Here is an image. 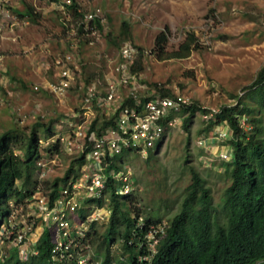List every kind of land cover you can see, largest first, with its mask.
I'll return each mask as SVG.
<instances>
[{
  "label": "rangeland",
  "instance_id": "rangeland-1",
  "mask_svg": "<svg viewBox=\"0 0 264 264\" xmlns=\"http://www.w3.org/2000/svg\"><path fill=\"white\" fill-rule=\"evenodd\" d=\"M10 1L14 14L17 15L16 10L24 9L25 3L37 9L38 17L36 21L18 17L19 20L14 22L5 20L0 14V53L3 55L0 94L4 99V104L0 106V134L14 127H19L25 134L38 127L40 134H46V126L57 114H64L81 103L83 92L73 88L59 107L49 92H36L32 87L41 81L36 79L37 75L53 81L55 69L50 65L52 59L54 55L64 54L70 49L74 35L68 33L62 15L56 9L58 0ZM76 1L84 12L100 6L103 17L100 42L91 45L87 38H83L85 42L79 44L78 55L83 63L81 80L84 82L97 77L103 80L104 74L118 59L120 46L125 41H131L147 51L142 55L140 72L148 92L157 91L158 84L161 88L185 93L202 108L219 110L223 106L237 104L241 98L254 103L246 96L264 65V0ZM69 23L74 22L71 20ZM163 31L168 39L164 58L153 51L157 36ZM189 33L197 39L191 53L186 57H168ZM31 63L35 70L24 81L26 86L15 82L19 80L16 69ZM38 104L40 106L37 107ZM19 108L27 114L22 124L17 120ZM189 114L185 116L181 129L175 128L163 141L156 140L148 157L130 149L120 156L124 162L133 165L142 187L132 200L137 202V198L141 199L146 208L154 211L155 220L162 217L168 222L179 212L186 188L192 181L191 166H195L206 178L219 210L224 192L230 185L225 172L226 161L223 163L213 153L210 165L201 159L207 160L206 156L201 157L203 150L197 144L207 123L203 118V109L196 111L187 127L185 123ZM243 122L249 129L245 116ZM210 131L213 135L215 128L212 126ZM62 162L63 165L55 166L50 172L51 180L64 175L71 158L63 155ZM65 183L66 180H63L61 185ZM128 201L129 204L132 202ZM128 201L123 197L125 208ZM6 211L3 205L0 219ZM109 223L97 225L93 236L94 249L104 257L109 248L114 250L112 237H118V231L105 236ZM119 228L122 229L123 224ZM114 251L118 255L121 250Z\"/></svg>",
  "mask_w": 264,
  "mask_h": 264
},
{
  "label": "built area",
  "instance_id": "built-area-1",
  "mask_svg": "<svg viewBox=\"0 0 264 264\" xmlns=\"http://www.w3.org/2000/svg\"><path fill=\"white\" fill-rule=\"evenodd\" d=\"M10 3V0H0V14L5 20L17 22L21 16L17 10V15L14 14ZM72 3L73 0L55 3L68 33L74 35L70 49L54 55L50 64L56 70L57 78L46 84L35 83L32 88L36 92H49L58 106H62L73 88H79L83 92L81 103L64 114H57L46 126L50 128L49 132L39 137L34 174L37 184L31 189L24 188L20 198L7 200V212L0 219V264L12 256L26 261L38 254L46 233L51 244L49 260L53 264H104L106 257L94 249L93 236L96 226L108 224L113 216V195L130 199L133 210L139 209L130 237H117L111 241L113 249L123 251L122 244L136 242L140 250L138 260L151 262L168 222L147 221L150 208H146L139 198L137 202L131 200L142 187L133 165L124 162L120 156L130 149L148 157L156 140L163 141L175 128L184 126L185 116L189 113L185 110L195 101L179 91L174 94L148 92L149 88L141 81V72L133 69L139 56L147 51L131 41L120 46L118 59L104 74L103 80L99 77L81 80L83 63L78 55L79 44L83 38L91 45L100 42V27L96 20L102 24V8L96 6L84 12L80 7L84 17L74 21L69 9ZM71 20L74 23H69ZM81 26L82 32L79 31ZM2 61L0 53V63ZM3 104L0 94V106ZM203 109V118L207 122L215 119L219 112L217 108ZM17 114L19 123H24L27 114L20 108ZM105 116L112 121L106 126ZM95 120L96 127L93 128ZM230 138L231 130L226 124L217 125L213 135H200L197 144L206 151L202 157H207L202 161L206 165L212 163L209 153L215 144H221V150L214 155L222 162L229 160L232 148L228 145L223 149L222 146ZM63 155L76 163L66 177L69 163L64 175L60 176L66 178V183L62 186L63 180L60 181L57 193L52 196V188H48L45 181L50 179L55 166L63 165ZM110 250L111 255H115V251ZM121 251L118 252L121 262L113 259L108 264H126L127 257L121 255Z\"/></svg>",
  "mask_w": 264,
  "mask_h": 264
},
{
  "label": "trees",
  "instance_id": "trees-1",
  "mask_svg": "<svg viewBox=\"0 0 264 264\" xmlns=\"http://www.w3.org/2000/svg\"><path fill=\"white\" fill-rule=\"evenodd\" d=\"M24 6V9L17 10L19 15L36 21L38 17L36 8L32 4L24 3ZM69 9L75 20L83 19L84 12L80 10L76 0H73ZM96 23L102 28L100 20L97 19ZM79 31H83V26ZM167 40V34L163 31L155 42L153 51L162 58L167 53ZM196 41L195 35L189 33L179 48L168 57L188 56L195 48ZM83 42L85 40H81V44ZM139 47L144 50L143 47ZM142 55L133 65L136 72L142 69ZM156 86L159 94H174L168 88H161L158 84ZM246 97L253 99L254 103L246 102L241 98L235 105L223 106L215 119L207 122L202 129L203 134H210L209 130L212 126L215 128L225 123L231 130V138L227 143L232 148V156L229 160H225L228 163L225 172L230 185L224 192L221 210L213 201L206 178L195 166H191L192 181L186 188L181 208L168 220L165 234L161 237L158 251L152 261L138 260L140 250L135 242L122 244L121 255L127 257L126 262L130 264H264V65ZM198 109L203 108L194 102L185 110L190 113L185 123L187 127ZM243 116L248 121L249 129L244 125ZM96 122L97 120L94 121L93 128L96 127ZM103 122L106 126L112 121L105 116ZM45 129V133L50 130V128ZM22 134L25 132L19 127L0 134V210L3 205L7 208V200L10 197L20 198L24 188L31 189L30 187L37 184L34 174L37 168L38 140L42 134L38 127L25 134L23 139H21ZM20 142L21 144L16 147ZM75 163L76 160L71 162L66 177L74 170ZM62 180L66 178L58 177L45 181L47 187L52 188V196L57 193ZM112 206L113 216L108 226V233L104 235L118 231V237L124 236L128 239L136 226L139 209L133 210V206L129 203L125 208L123 197L116 195L112 196ZM161 220L162 217L155 220L154 211L148 210L147 221ZM120 224H123L122 229L119 228ZM48 238L49 235L47 237V233L44 234L39 244L40 252L32 255L28 260L22 261L12 256L4 264H53L49 260L51 244ZM116 238L114 235L111 241ZM113 259L121 262L118 255H111L109 248L104 264H108Z\"/></svg>",
  "mask_w": 264,
  "mask_h": 264
},
{
  "label": "crops",
  "instance_id": "crops-1",
  "mask_svg": "<svg viewBox=\"0 0 264 264\" xmlns=\"http://www.w3.org/2000/svg\"><path fill=\"white\" fill-rule=\"evenodd\" d=\"M24 8H25V6H24ZM36 11H37V9H36ZM9 57V56H8ZM10 57H12V56H10ZM26 62H29V60H27ZM30 66H32V63H31V65H25V64H22L19 68H17L16 69V72H17V74L19 75V77H18V81L17 80H15V82H17V83H20L21 85H23V86H26V83L24 82V81H26V79L28 78L27 76L29 75V74H31L32 73V71H34L35 69L33 68V66H34V64H33V66L32 67H30ZM14 71V70H13ZM12 71V72H13ZM13 74H14V72H13ZM38 77L36 78V79H41V81L39 80V82H37V83H41V84H46L48 81H50V80H48L47 79V77H39V75H37ZM57 78V72H56V70H55V72L53 73V75H52V79L53 80H55ZM43 91H45V90H43ZM38 106H40L39 104L37 105V107ZM58 106V105H57ZM59 107H62V106H59ZM228 143H224L223 144V149L224 148H226V147H228ZM219 146L221 147V144H215V146L213 145V149L210 151V153L209 154H211L212 155V153L213 154H216L217 152H219V150H221V148H219ZM208 152V151H207ZM203 153H206V151L205 150H203ZM203 153H202V155H203ZM202 155H201V157H202ZM202 159V158H201Z\"/></svg>",
  "mask_w": 264,
  "mask_h": 264
}]
</instances>
